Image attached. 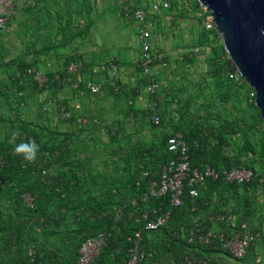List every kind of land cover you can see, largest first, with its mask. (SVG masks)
Wrapping results in <instances>:
<instances>
[{"label":"rangeland","instance_id":"obj_1","mask_svg":"<svg viewBox=\"0 0 264 264\" xmlns=\"http://www.w3.org/2000/svg\"><path fill=\"white\" fill-rule=\"evenodd\" d=\"M160 1L0 0V169L10 170L9 178L0 183V210L11 224L17 221L18 204L31 211L40 205L57 207L58 223L50 233L33 222L24 227L25 234L33 233L35 241L20 253L36 263L43 264L41 258L52 256L56 264H76L81 235L65 237L66 230L82 226L79 218L90 208L89 199L96 201L114 189L126 198L138 167L150 164L149 169H154L163 163L166 139L175 126L186 128L195 142L203 138L207 164L246 162L255 169L257 180L251 186H226L216 194L212 195V190L208 193L219 210H232L238 221L248 219L264 229V120L255 102L250 103L251 87L243 85L235 90L224 77L228 54L222 39L201 27L198 0H169L170 9L161 17L150 16L155 25L154 54H164L167 63L166 67L160 61L154 65L152 79L159 85L155 98L148 90L149 79L136 68L140 48L135 76L124 82L119 92L123 102L129 104V116L124 120L58 133L56 122L40 114L41 92L28 80V69L54 73L46 70L52 57L62 60L64 56L53 54L69 46L74 35L103 19L134 28L135 22L125 19L122 9L133 4L150 11L152 4ZM135 36L139 38L138 33ZM153 113L163 120L162 127L152 124ZM16 131L20 135L14 137ZM33 139L40 145L37 155L53 149L61 156L56 166L59 180L73 185L78 179L74 176L82 174L83 187L78 188V194H73L75 187L60 186L53 202L46 197L40 199L39 186L43 191L46 187L39 184V166H27L30 162L14 154L15 145ZM214 144H218L216 148ZM63 146L68 149L65 154L60 153ZM248 150L253 157H248ZM21 184L34 190H21ZM128 228L124 223L115 230L117 237L106 257H117L115 252L124 248ZM15 253V248H0V264Z\"/></svg>","mask_w":264,"mask_h":264},{"label":"built area","instance_id":"obj_2","mask_svg":"<svg viewBox=\"0 0 264 264\" xmlns=\"http://www.w3.org/2000/svg\"><path fill=\"white\" fill-rule=\"evenodd\" d=\"M169 9V0L152 4L150 11L133 4L122 9L124 18L136 24L141 47L136 68L149 79L148 90L153 98L159 91L158 83L152 79L154 65L160 61L166 67L167 63L164 54H154L155 25L150 16L161 17ZM198 16L205 31L217 33L214 18L200 3ZM91 73L88 66L73 61L59 72L45 74L28 69L26 76L40 92L68 85L98 93L100 87ZM229 78L238 85L249 86L236 69L229 73ZM19 95L22 97V93ZM249 100L256 103L253 89ZM59 110L65 120L71 119L64 105ZM151 121L156 127L163 126L157 114L151 115ZM77 122L86 124L83 119ZM190 149L183 133L171 130L166 140L168 160L157 168L142 169L134 180L136 191L131 198L114 208L115 220L121 222L128 218L133 228L127 237L124 264H262L264 229L248 219L238 221L232 210H219L212 200L202 196L209 180L217 181L222 176L226 185L242 186L253 181L254 170L246 165L223 170L210 165L193 166ZM248 157H252L251 153ZM112 193L119 196L117 189ZM185 207L189 218L173 226L175 210ZM110 212L102 211L100 217L105 218ZM110 236V231L101 230L85 238L79 247L77 264H97Z\"/></svg>","mask_w":264,"mask_h":264},{"label":"crops","instance_id":"obj_3","mask_svg":"<svg viewBox=\"0 0 264 264\" xmlns=\"http://www.w3.org/2000/svg\"><path fill=\"white\" fill-rule=\"evenodd\" d=\"M136 33L135 27L128 28L123 22L103 19L91 24L82 34L74 35L69 46L53 54L57 56L63 53L64 57L62 60L52 57L46 70L59 72L70 62H81L93 71V81L100 87L98 93L68 85L39 93L40 114L46 118L50 116L51 122L57 124V131L73 132L79 127L96 123L110 125L129 116V104L123 102L119 92L123 89L122 84L130 79L132 81L135 76L134 63L139 58L141 48ZM153 42L155 44V35ZM131 104L132 107L135 105ZM61 105L70 112L71 119L65 120L61 116ZM79 119L85 120L86 124L79 125Z\"/></svg>","mask_w":264,"mask_h":264},{"label":"trees","instance_id":"obj_4","mask_svg":"<svg viewBox=\"0 0 264 264\" xmlns=\"http://www.w3.org/2000/svg\"><path fill=\"white\" fill-rule=\"evenodd\" d=\"M213 34H216L217 36H219L218 33L216 32H214ZM219 68L222 69L223 67H219ZM235 69L236 68L234 64L228 58V62L224 65L223 75L226 78V80H228L234 85L235 90H236L237 87L240 88L243 85H238L230 80L229 73L231 71H234ZM185 129L186 128L184 129L176 128V126L172 128V130L174 131L182 132L185 139L189 143L190 148H191L190 149V160L193 166L202 167L204 165H210V166L216 167L218 170H223V169H230L233 166L246 165V166H249L251 169H253L255 172V169L252 166L248 165L246 162L245 163L238 162L237 164L232 165V166H217V165L207 164L204 160V157L207 153V149L204 147L203 138L200 136V139L197 142H195L191 140V138H189L187 131ZM58 133H61V132H58ZM217 145L218 144H216L214 147L216 148ZM67 150H68L67 146H63V148L60 149V153L65 154ZM246 153L247 155L251 153L252 157L254 156L252 150H248ZM168 158H169V154L166 152V144H165L163 162L167 161ZM60 161H61V156L58 153L55 154L53 149H50V150H47L46 153H43L40 156L37 155V159L34 162L27 164V166L29 165L39 166V184L43 185V187L44 186L46 187V189L43 191L39 186L40 199L46 197L47 201L53 202L56 199L55 190L57 189V187L60 188V186H67V187L72 186L71 189L75 187L73 189L74 195L79 193V189H78L79 187L80 189L83 187L82 186L83 184H80L81 183L80 176L82 175L80 173L74 176V177H77L78 179L76 180L77 182L73 185L70 183L71 181H68L67 183L65 182V180H62V181L59 180L58 178L59 168L57 169L56 166ZM149 165L150 164H146L145 166L142 165L143 167H138L139 170L135 174L132 175L131 177L132 187L128 191L126 198L120 196V194L119 196H114L112 193L110 195L105 194L101 196L100 198H98L96 201L94 200V198L88 200L90 203L89 205L90 208L86 210L85 215L82 218H79V222L81 221L82 226L76 227L74 231L73 230L69 231L67 229L66 232L68 235H65V237H69L71 233L81 235V240L78 243V247H77V259L79 256V247L85 238L92 236L101 230H108L111 233V236L109 238V243H108L107 248L104 250L103 254L101 255V257L98 259L97 264H124L125 250L128 247V243L124 245V248L121 251H119L120 249H118L117 252H115L116 254L120 255L119 259H118V255L117 257H106L107 252L111 249L114 243V240L117 237L116 236L117 231L115 230H118V228H120V226H123L124 223L128 225L129 227L128 232H127L128 234H130L131 230L133 229L132 224L128 220V218H125L124 221L117 222L114 218L113 210H115L114 208H116L119 205L124 204L126 201H128L131 198L132 193L136 191V187L134 183L136 176L140 173L142 169H148ZM9 173H10V170L0 169V183L3 182V180H6L9 178ZM43 179L45 180L43 181ZM256 180H257V175L255 172V178L253 179L251 183H248L242 186L226 185L224 182V178L221 176L217 181L209 180L207 182L206 188L202 192V196L203 198L206 197L208 198V200H212V196L209 195L210 193H208V190L210 191L212 190L211 194L213 195V194H216L218 189L221 187L232 186V187L245 188V187L251 186ZM20 188L21 190H30V191L34 190L31 188L30 185H26V184H21ZM0 190H1V186H0ZM91 202L95 204H92ZM51 205L50 206L40 205L39 209L35 211H31V209L18 204L17 208L15 209L17 221L12 222L11 224L7 223V221L5 220L6 215L3 214V212H1L0 210V248L6 249L8 251H11L15 248V252H16L14 256L6 260L5 264H39L35 262L34 258H26L20 253V251L22 250L24 246L28 245L31 241H35L34 234L33 233L25 234L24 227L28 225H32V222H33L34 225L39 224L42 230L50 233V231L54 229V226L56 225V223H58V221L55 218V214H57V207H55L53 204ZM91 205H96V206H91ZM127 208H128L127 210H130V207H127ZM184 209H186V207L183 208L182 210H175L174 215H173V224H172L173 226H176L178 222H180L181 220H185L186 216H187L186 219L189 218L187 209L186 211H183ZM105 210H111V212L108 214L107 217L101 218L100 212L105 211ZM37 212H39V216H36ZM117 247L119 248V246ZM115 258L118 260H116ZM47 260L50 264H56L55 263L56 258H53L52 256L51 257L45 256L41 258V261L43 262V264H47ZM1 263H4V260H1ZM76 264H77V260H76Z\"/></svg>","mask_w":264,"mask_h":264},{"label":"water","instance_id":"obj_5","mask_svg":"<svg viewBox=\"0 0 264 264\" xmlns=\"http://www.w3.org/2000/svg\"><path fill=\"white\" fill-rule=\"evenodd\" d=\"M216 25L236 70L256 93L264 120V0H198Z\"/></svg>","mask_w":264,"mask_h":264},{"label":"clouds","instance_id":"obj_6","mask_svg":"<svg viewBox=\"0 0 264 264\" xmlns=\"http://www.w3.org/2000/svg\"><path fill=\"white\" fill-rule=\"evenodd\" d=\"M19 131L13 133L14 137L19 136ZM40 145L36 141L29 140L27 142H21L14 147V154L21 155L28 162H34L37 159V153L39 152Z\"/></svg>","mask_w":264,"mask_h":264}]
</instances>
